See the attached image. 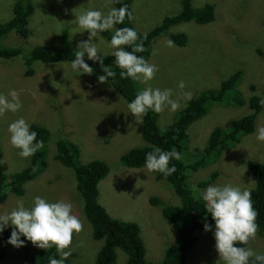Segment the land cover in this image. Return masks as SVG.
<instances>
[{"label": "rangeland", "instance_id": "obj_1", "mask_svg": "<svg viewBox=\"0 0 264 264\" xmlns=\"http://www.w3.org/2000/svg\"><path fill=\"white\" fill-rule=\"evenodd\" d=\"M15 2L0 0L2 23L12 19ZM183 2L186 0H134L132 22L135 29L143 34L155 30L166 19L181 14ZM23 3L33 6L29 18L33 35L22 39L12 33L0 42L2 46L23 51L21 56L10 60L0 58V93L6 95L15 88L23 104L21 111L0 116L4 172L10 175L25 169L31 158L20 157L19 149L10 142L8 126L16 119L23 117L30 126L46 127L51 132V142L46 146L49 152L47 170L25 186V196L10 195L1 206L0 215L11 212L20 201L30 207L38 195L51 202L72 203L73 213L82 220L84 227L73 236L70 261L72 264H96L104 241L94 240L92 236V226L84 214L83 199L76 187L75 172L55 159L56 138L70 140L79 145L81 163L101 160L109 164L110 173L99 184L100 204L113 218L137 223L147 250L146 261L161 262L166 249L178 240V233L162 216V210L150 205V199L155 196L166 205H174L179 204V198L169 184L166 187V183L156 180L153 171L146 167L127 168L120 162L125 153L148 145L143 138V118L142 123L138 122L129 112L127 102L108 83L73 71L69 62L49 65L36 62L34 76H25V57L32 48L45 45L58 49L63 31L67 30L69 47L78 51L79 44L88 40L89 33L78 27L76 15L89 8L107 13L114 8L113 3L110 0H23ZM206 4L215 7V22L200 25L187 22L169 28L157 39L148 60L158 68L155 78L147 83L137 81L142 89H173L172 98L181 106L175 112L166 107L159 113L157 123L165 130L188 101L204 91L218 89L222 82L241 72L237 88L245 104L227 107L211 104L208 115L189 129L190 154L184 153L182 158L186 162L192 159L191 154L205 147L215 128L227 129L235 120L250 114L247 102L253 95L264 100V0H191L194 9ZM179 33L191 38L184 48L170 40L172 34ZM99 37L100 42L98 39L93 42L98 44L100 54H112L115 50L109 46L110 41ZM85 58L95 62L88 60L87 54ZM180 81L186 84L183 90L178 88ZM185 92L191 94V99L184 97ZM259 127H264V104L257 115L255 132L234 149L226 151L215 164L193 173L189 186L194 189L200 181L217 173L213 184L230 183L249 191L253 189L255 178L247 167V160L264 163V142L258 141L255 134ZM197 236L198 241L186 264H219L214 231H198ZM250 246L264 254V233L258 230ZM39 250L33 249L34 252ZM2 264H22L17 250H10ZM117 264H128V257L121 249H117Z\"/></svg>", "mask_w": 264, "mask_h": 264}, {"label": "trees", "instance_id": "obj_2", "mask_svg": "<svg viewBox=\"0 0 264 264\" xmlns=\"http://www.w3.org/2000/svg\"><path fill=\"white\" fill-rule=\"evenodd\" d=\"M114 8L127 6L132 15V4L134 0H110ZM185 1V0H183ZM184 10L176 17L166 19L160 26L149 33L143 34L137 31L133 25V16L130 21L127 16L123 24L115 25L111 31L100 33L104 39L110 41L114 34L115 28L130 27L134 28L140 39L143 40L145 51L137 53L149 60L152 49L157 39L166 34L169 28L174 25L195 22L196 24H209L215 22V7L210 4L204 5L200 9L191 7V0L183 2ZM33 12L32 5H25L23 0H16L13 8V17L7 22L0 21V42L8 35L16 33L22 39H29L33 35V31L29 26V18ZM189 36L185 33L172 34L171 41L179 47H186L189 43ZM139 42V40L137 41ZM69 33L63 31L61 47L58 49L45 45H38L32 48L25 57V76L32 77L35 74L36 62L44 65L58 64L69 62L75 58L74 51L68 45ZM127 51H131L130 46H122ZM23 54L20 48L6 47L0 44V58L10 60ZM85 62L93 68L92 74H86L88 77L98 79L100 75H105L98 62H89L86 58ZM104 64L112 66V70L117 73L115 78H109L106 82L116 90L122 98L128 103L131 102L136 94L142 90L139 82L132 79H121L119 72L121 71L115 66V57L110 54L104 56ZM241 72L236 73L228 80L222 82L218 89H210L202 92L195 99L188 101L185 108L178 114L175 121L162 130L157 118L159 113L149 111L147 116L143 117V138L147 142V146L139 149H132L125 153L120 162L127 168H144L145 157L148 153L153 152L156 148L162 150H171L175 148L181 153H189V143L191 136L189 129L192 125L205 116L210 111L211 104L220 106H230L232 104L243 105L245 101H241L238 92L237 83ZM251 89L255 91V87ZM263 99L257 95H253L247 103L250 105L251 113L245 117L235 120L232 125L227 128L217 127L210 136L207 144L202 150L193 155L188 162L183 159L170 161V166L175 165L177 171L171 176L164 177L158 172H154L157 181H163L169 184L174 190L175 195L179 198V204L166 205L162 201L153 196L150 199V205L160 208L162 216L176 229L178 240L166 249L165 257L161 262L150 263L146 261V247L141 237V229L137 223L125 222L113 218L107 209L99 202V184L109 175L110 166L104 161L93 160L88 163H81V151L79 145L75 142L65 139L56 138L55 159L64 167L72 169L75 172L76 187L83 199V210L87 220L92 226V236L94 240L104 241V245L97 255L96 264H117V249H121L128 257V264H186L189 255L196 242L198 241V231L204 230L205 222L213 226L214 221L207 214L205 202L196 196L188 181L191 180L192 174L205 167L215 164L220 160L222 155L239 145L242 140L252 135L256 129L257 115L263 107L261 103ZM30 130L38 133L37 140L44 142L43 149L31 156L29 164L25 169L7 174L4 172L3 148L0 145V209L6 203L10 195L23 197L26 194L25 186L34 181L39 173H43L48 167L47 144L51 142V132L40 124H32ZM14 147V146H13ZM15 148V147H14ZM9 155V150L7 151ZM247 167L255 178V187L250 190L253 207L257 210V224L259 233H264V163L247 160ZM219 174L213 175L207 179L200 181L195 188L205 189L212 185ZM73 177V179H74ZM72 179V181H73ZM207 216V221H205ZM13 228L11 225L0 234V264L6 261L9 251L17 250V255L21 257L23 264H48L49 258L59 259V253L55 247L49 249L37 248L32 242L27 241L25 237V246L16 248L8 244ZM33 249H41L34 252ZM72 256V254H71ZM65 264H72L70 257Z\"/></svg>", "mask_w": 264, "mask_h": 264}, {"label": "clouds", "instance_id": "obj_3", "mask_svg": "<svg viewBox=\"0 0 264 264\" xmlns=\"http://www.w3.org/2000/svg\"><path fill=\"white\" fill-rule=\"evenodd\" d=\"M131 21L132 15L127 6L112 8L107 13L100 10L86 9L82 14L76 15V24L79 28L87 31L89 37L78 46L74 53L75 58L71 61V68L75 72L92 74L93 68L85 62L88 60L98 62L105 75L98 77L100 83H105L109 78H115L117 73L112 66L104 64V56L100 54L98 44L99 34L111 31L115 25L123 24L125 18ZM84 31V32H85ZM139 40V42H137ZM169 45L172 44L168 41ZM109 46L115 51L114 64L121 71V79H132L147 83L155 78L158 68L143 56L137 53L145 51L143 40L140 39L134 28H115ZM122 46H130L131 51ZM178 88L183 90L186 84L180 81ZM173 89L147 87L140 90L135 98L127 103L129 112L142 123V118L151 110L161 113L166 107L172 112L180 108V103L173 99ZM186 99H191L190 93H183ZM264 104V100L261 101ZM23 108L20 93L11 88L5 95L0 93V116L6 112L17 113ZM11 144L19 149L18 155L22 158H30L37 151L43 149L44 142L37 140L38 133L30 130L29 123L20 117L8 126ZM256 139L264 142V127L256 130ZM173 159L179 161L182 155L175 148L162 150L156 148L145 157V166L148 170L158 172L164 177L171 176L177 169L170 166ZM205 202V209L214 221V237L216 250L219 253V264H264V254L256 252L250 241L255 240L258 231V212L253 207L251 193L240 186L226 184H213L205 189H193ZM207 221V216H205ZM11 224L13 230L7 241L8 244L21 248L27 241L41 249L55 247L60 258H49L48 264H65L71 256V245L74 234L83 230L82 220L73 213V205L70 202L59 200L51 202L47 198L35 196L30 207H26L22 201L7 214L0 215V234ZM206 232L213 231V226L207 222L204 224Z\"/></svg>", "mask_w": 264, "mask_h": 264}]
</instances>
